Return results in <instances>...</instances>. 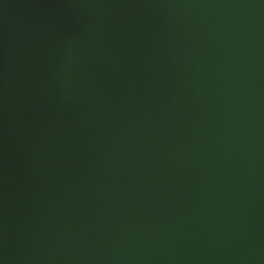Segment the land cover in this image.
<instances>
[{"label":"water","instance_id":"obj_1","mask_svg":"<svg viewBox=\"0 0 264 264\" xmlns=\"http://www.w3.org/2000/svg\"><path fill=\"white\" fill-rule=\"evenodd\" d=\"M0 264H264V0H0Z\"/></svg>","mask_w":264,"mask_h":264}]
</instances>
